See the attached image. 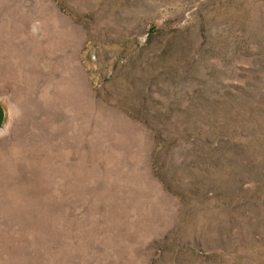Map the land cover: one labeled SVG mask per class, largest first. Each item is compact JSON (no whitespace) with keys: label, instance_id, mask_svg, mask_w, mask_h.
I'll list each match as a JSON object with an SVG mask.
<instances>
[{"label":"rangeland","instance_id":"rangeland-1","mask_svg":"<svg viewBox=\"0 0 264 264\" xmlns=\"http://www.w3.org/2000/svg\"><path fill=\"white\" fill-rule=\"evenodd\" d=\"M0 264H264V0H0Z\"/></svg>","mask_w":264,"mask_h":264},{"label":"water","instance_id":"water-1","mask_svg":"<svg viewBox=\"0 0 264 264\" xmlns=\"http://www.w3.org/2000/svg\"><path fill=\"white\" fill-rule=\"evenodd\" d=\"M4 119H5V111L3 107L0 105V124L3 123Z\"/></svg>","mask_w":264,"mask_h":264}]
</instances>
